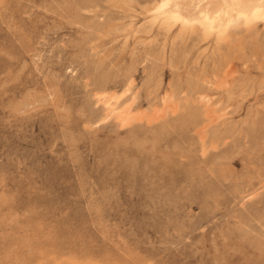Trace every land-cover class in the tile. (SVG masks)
Returning a JSON list of instances; mask_svg holds the SVG:
<instances>
[{
	"label": "rangeland",
	"instance_id": "374dc122",
	"mask_svg": "<svg viewBox=\"0 0 264 264\" xmlns=\"http://www.w3.org/2000/svg\"><path fill=\"white\" fill-rule=\"evenodd\" d=\"M108 1L0 0V264H264V21L235 56ZM126 87L179 103L119 126L99 98Z\"/></svg>",
	"mask_w": 264,
	"mask_h": 264
},
{
	"label": "bare ground",
	"instance_id": "6f19581e",
	"mask_svg": "<svg viewBox=\"0 0 264 264\" xmlns=\"http://www.w3.org/2000/svg\"><path fill=\"white\" fill-rule=\"evenodd\" d=\"M122 0H112L113 4L115 6L122 4L121 2ZM111 2V1H108ZM111 2V4H112ZM133 2V1H131ZM169 3L171 5H173V7H162V5H164L165 3ZM238 2L242 5V7L239 8H234L231 7L233 0H158V2H155L156 5L155 9H154V13L151 14L153 21H155L154 23H156L157 21L161 24L162 28L164 27L165 29H167V31H169L174 25L177 24V26H179L180 28H182L183 30L187 29L188 27L191 28V30L195 27L197 28V26L201 29V33L203 34H208L210 35V37L212 36L211 34L216 33L217 34V38H219V42L220 40L226 43V45L228 46V50L230 53V51H232L234 53V55L236 56V54L241 51L240 49H242L241 44L238 43L240 41L237 42V40H232L231 35H229L230 33L228 32V30L232 27L235 26V24L238 25V23H243L245 28L247 29L248 27L250 28L251 25H255L256 22L258 21H264V18H262V16H264V14H262L259 10L264 7V5L261 4V0H238ZM105 3V2H104ZM181 4L182 7L177 9L174 7L175 4ZM108 4V3H107ZM109 4V5H111ZM132 4V3H131ZM135 4V3H134ZM195 4L196 7H193L192 5ZM106 5V4H105ZM128 5V4H127ZM209 5H211V7H209ZM124 6V4H123ZM113 7V6H112ZM125 7V6H124ZM147 7H151L148 6ZM146 7V8H147ZM114 8V7H113ZM126 8V7H125ZM116 9V8H115ZM130 10V9H129ZM146 10V9H145ZM152 10V9H150ZM149 10V12H150ZM133 11V10H132ZM148 11V10H146ZM145 11V12H146ZM121 12V10H120ZM122 13V12H121ZM125 14V13H123ZM243 14V15H241ZM246 17V18H245ZM147 18V17H146ZM146 21V20H145ZM157 22V23H158ZM131 23V22H130ZM144 23V22H143ZM142 23V24H143ZM151 23V21H149V24ZM153 23V24H154ZM259 23V22H258ZM262 23V22H261ZM148 24V25H149ZM159 24V26H160ZM179 24V25H178ZM157 25V24H156ZM236 25V26H237ZM153 26V25H152ZM158 26V25H157ZM107 27V26H106ZM140 27V26H139ZM253 27V26H252ZM105 28V27H104ZM127 28V27H126ZM129 28V27H128ZM144 28V27H143ZM142 28V29H143ZM175 28V27H174ZM254 28V27H253ZM252 28V29H253ZM113 29V27L111 28ZM139 29V28H138ZM137 29V30H138ZM154 29V28H153ZM106 30V29H105ZM110 30V28H109ZM108 30V31H109ZM125 31L127 29H124ZM123 30V31H124ZM136 30V31H137ZM148 30V29H147ZM157 30V29H156ZM163 30V29H161ZM189 30V29H188ZM198 30V28H197ZM195 30V31H197ZM254 30V29H253ZM256 30V29H255ZM103 31V30H102ZM124 31V32H125ZM155 31V30H154ZM160 31V29L158 30ZM190 31V30H189ZM252 31V30H251ZM107 32V31H106ZM152 32V31H151ZM171 32V31H170ZM175 32V31H174ZM192 31H190V34ZM214 32V33H212ZM247 32V31H246ZM177 33V32H176ZM183 33V32H181ZM188 33V32H187ZM186 33V34H187ZM105 36L107 35L106 33H104ZM136 34V33H135ZM132 35V38L133 36ZM151 34V33H150ZM170 34V33H169ZM173 34V33H172ZM170 34V35H172ZM195 34V33H194ZM215 34V35H216ZM248 34V33H247ZM253 34V33H251ZM125 35V34H124ZM178 35V34H177ZM176 35V37H177ZM243 35V34H242ZM241 35V36H242ZM130 36V35H129ZM179 36V35H178ZM181 36V34H180ZM185 36V34H184ZM183 36V37H184ZM193 36V35H192ZM204 36V35H203ZM190 37V35H189ZM188 37V38H189ZM194 37V36H193ZM238 37V36H237ZM127 38V37H126ZM130 38V37H129ZM187 38V37H186ZM203 38V37H202ZM167 39V38H165ZM171 39V38H170ZM172 39H174L172 37ZM211 39V38H209ZM234 39V38H233ZM242 39V38H241ZM240 39V40H241ZM127 40V39H125ZM186 40V39H185ZM167 41V40H166ZM173 41V40H172ZM182 41V38H181ZM203 41V40H202ZM218 41V39H217ZM175 42V41H174ZM207 42V41H206ZM242 42V41H241ZM165 43V42H164ZM203 43V42H202ZM212 46H213V42L211 41ZM218 43V42H217ZM208 44V43H207ZM221 44V43H220ZM217 45V44H215ZM164 46V45H163ZM211 46V47H212ZM220 46V45H218ZM217 46V47H218ZM208 47V46H207ZM98 48V47H97ZM220 48V47H219ZM210 50V49H209ZM243 50V49H242ZM264 48L261 47V51H263ZM205 51V50H204ZM211 51V50H210ZM213 52V49L211 51V53ZM219 52V50H218ZM242 52V51H241ZM223 55V54H222ZM262 55V54H261ZM162 56V55H161ZM164 56V55H163ZM234 56V57H235ZM232 56V58H234ZM223 58V57H222ZM228 58V57H227ZM237 58V57H236ZM164 59V58H163ZM221 59V58H220ZM241 59V58H240ZM226 61V60H225ZM228 61V59H227ZM233 62V61H232ZM224 63V62H223ZM230 64V63H229ZM231 65V64H230ZM216 66V65H215ZM220 69V68H219ZM225 69V68H223ZM202 70V69H201ZM200 70V71H201ZM230 70V69H229ZM227 71V75L231 73L230 71ZM199 71V73H200ZM217 72V71H216ZM198 73V74H199ZM215 74V73H214ZM218 75V74H217ZM223 75V74H222ZM226 75V76H227ZM213 76V75H212ZM225 76V74H224ZM225 76V77H226ZM197 77V76H196ZM207 77V76H206ZM211 77V76H210ZM217 77V76H216ZM200 78V76H199ZM221 78V76H220ZM219 78V79H220ZM237 78V77H236ZM207 79V78H205ZM204 79V81H205ZM211 80V78H209ZM215 79V78H213ZM218 79V80H219ZM217 80V81H218ZM231 81V80H230ZM233 81V80H232ZM231 81V82H232ZM191 82V81H190ZM210 82V81H209ZM215 82V81H214ZM229 82V81H228ZM227 82V83H228ZM196 83V82H195ZM203 83V82H202ZM212 83V82H211ZM226 83L225 79L220 81L219 84H217V86H221V84ZM210 84V83H209ZM208 84V85H209ZM214 84V83H213ZM216 85V83H215ZM207 86V84H206ZM213 86V85H212ZM217 86H215L217 88ZM225 86V85H224ZM226 86H229L228 84ZM225 86V87H226ZM257 86V85H256ZM224 87V88H225ZM209 88V87H208ZM219 88V87H218ZM223 88V90H224ZM212 89V88H211ZM129 90L128 87H126L124 89V91L117 97V96H113V95H109V97H101L99 98V101H101L105 108V115H104V119H108L110 117H113L115 119V121H117V123L119 124V126H127L129 125L131 122H140L142 120H149V119H157L159 116H161L164 112L166 111H172L174 112V109L177 107V103L178 100L174 99L171 93H165L163 95V97L161 98L160 102H159V107L155 108L152 110L151 113H149L148 115L146 113H139L137 112H133V110L130 108V103L127 102L126 104L123 105H118V100L121 97V95H123L124 93H127ZM193 90V89H192ZM172 92V91H171ZM227 92V91H226ZM229 92V91H228ZM206 93V92H205ZM204 93V94H205ZM207 94V93H206ZM227 94V93H226ZM197 95V94H196ZM231 95V94H230ZM182 97V96H181ZM185 97V96H184ZM201 97V95H200ZM213 98V95L212 97ZM192 99V97H191ZM201 102H203V108H204V118H206V123L205 125L207 126V124H210L213 120L217 119V117L219 116V114L221 113V116H224L223 113L221 112L218 114L215 112V109L213 110V107L211 108L208 104L209 99L205 96L202 95L201 98H199ZM198 99V101H199ZM196 100V99H195ZM180 101V100H179ZM185 101V100H184ZM187 101V99H186ZM182 102V101H181ZM195 102V101H194ZM198 103V102H197ZM218 103V102H217ZM216 103V104H217ZM212 105V104H211ZM217 108V107H216ZM202 110V109H201ZM218 110V108L216 109ZM225 110V109H224ZM155 119V120H156ZM219 119V118H218ZM217 121V120H215ZM225 123V122H224ZM204 124V123H203ZM204 125V126H205ZM211 125V124H210ZM209 128V127H208ZM207 130V129H206ZM205 130V131H206Z\"/></svg>",
	"mask_w": 264,
	"mask_h": 264
},
{
	"label": "snow or ice",
	"instance_id": "6c2138e0",
	"mask_svg": "<svg viewBox=\"0 0 264 264\" xmlns=\"http://www.w3.org/2000/svg\"><path fill=\"white\" fill-rule=\"evenodd\" d=\"M261 4L264 5V0H261ZM193 7H196L195 4L192 5ZM162 7H173V5L169 4V3H165L164 5H162ZM175 8L179 9L182 7L181 4L177 3L174 5ZM209 7H211V5H209ZM231 7H234V8H239V7H242V5L238 2V0H233V3L231 5ZM262 14H264V7H262L260 10H259ZM243 15V14H241ZM246 18V17H245ZM262 18H264V16H262Z\"/></svg>",
	"mask_w": 264,
	"mask_h": 264
}]
</instances>
